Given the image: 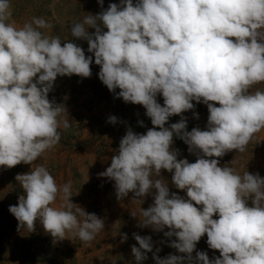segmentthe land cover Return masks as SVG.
I'll use <instances>...</instances> for the list:
<instances>
[{"label": "clouds", "instance_id": "9594fccd", "mask_svg": "<svg viewBox=\"0 0 264 264\" xmlns=\"http://www.w3.org/2000/svg\"><path fill=\"white\" fill-rule=\"evenodd\" d=\"M98 3L103 8V0ZM11 15L10 0H0V166L31 165L15 177L24 195L9 206L18 229L32 232L39 221L55 241L71 234L87 244L105 228L97 214L72 202L71 181L58 184L46 166L32 167L59 143L58 129L70 127L65 106L49 99L57 77L90 78L94 56L109 92L142 105L153 125L145 134L128 130L98 176L114 181L118 199L132 192L142 203L153 195L152 205L132 216L139 217V227L175 237L170 247L184 254H154L156 264H264V177L220 164L228 152H245L264 130V90H252L264 84V0L110 3L70 26L71 37L87 41L91 56L71 40L41 31L53 27L45 19L17 27ZM193 101L207 106L206 130L186 131L182 114L194 109ZM173 115L181 120L165 127ZM174 135L196 154L195 162L178 159ZM161 170L173 173L172 183L188 199L170 193L157 178ZM205 235L218 257L196 251ZM133 237L139 247L131 251L140 264L152 252V240Z\"/></svg>", "mask_w": 264, "mask_h": 264}, {"label": "rangeland", "instance_id": "374dc122", "mask_svg": "<svg viewBox=\"0 0 264 264\" xmlns=\"http://www.w3.org/2000/svg\"><path fill=\"white\" fill-rule=\"evenodd\" d=\"M136 2L133 0L134 4ZM10 3V22H15L17 27L33 17L43 18L53 27L41 31L59 36L62 42L71 40L85 50L86 56H91L93 54L87 51V41L71 37V24L81 22L89 14H99L110 3L119 4L120 0H103V8L98 0H10ZM90 67V78L76 75L57 77L49 99L65 106L67 112L64 116L70 127L58 129L61 133L59 143L33 162L32 167L40 164L46 166L58 184L71 181L72 202L88 213L97 214L104 220L105 228L87 244L71 234L68 239L55 241L39 221L32 232L18 229V221L9 212V206L17 205L19 197L24 195L15 177L29 172L31 165L21 163L12 168L0 166V264H137L131 248L139 245L133 233L150 236L153 244L152 252L147 253V259L140 264H156L154 254L160 258L170 254L184 255L170 247L175 237H166L163 231L157 232L150 227H139V217L132 216V212L139 215L140 208L147 209L152 205V194L142 198V203L136 200L140 198L132 192L118 199L114 181L98 176L110 166L111 157L117 152L120 140L128 130L145 134L153 125L142 105L126 103L122 98H116L115 93L109 92L98 77L100 67L94 63V56ZM256 89L264 90V84H258L252 90ZM118 92L119 89L116 90ZM156 99L163 106L162 95L158 94ZM193 103L194 109L182 114L187 121L186 131L194 127L206 130L207 106ZM110 116L117 117V123H110ZM180 120V115H173L165 127ZM172 147L178 150V159L186 158L189 162L197 159L196 154L190 153L188 145L176 135ZM220 164L233 166L240 174L247 170L264 177V130L256 134L245 152H228L220 158ZM172 175L161 170L157 178L166 181L170 193L188 199L186 191L177 189L172 183ZM59 203L57 201L53 206H59ZM124 234H127V239L122 242ZM196 251L206 252L209 259L219 256L217 250L208 247L206 235L197 243ZM196 251L192 253L193 257ZM185 264L188 262L185 261Z\"/></svg>", "mask_w": 264, "mask_h": 264}]
</instances>
